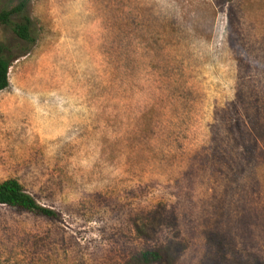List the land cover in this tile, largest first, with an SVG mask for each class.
Returning <instances> with one entry per match:
<instances>
[{
  "label": "rangeland",
  "instance_id": "obj_1",
  "mask_svg": "<svg viewBox=\"0 0 264 264\" xmlns=\"http://www.w3.org/2000/svg\"><path fill=\"white\" fill-rule=\"evenodd\" d=\"M16 0H3L2 9ZM0 91V264H264V0H30Z\"/></svg>",
  "mask_w": 264,
  "mask_h": 264
},
{
  "label": "trees",
  "instance_id": "obj_2",
  "mask_svg": "<svg viewBox=\"0 0 264 264\" xmlns=\"http://www.w3.org/2000/svg\"><path fill=\"white\" fill-rule=\"evenodd\" d=\"M3 0H0V3ZM30 0H16L8 9L0 11V25L7 27L20 40L33 44L35 37L32 32V21L28 15V3ZM15 55L6 46L0 43V91L8 85V69ZM0 205L8 207L15 213H27L35 217L48 220L57 218L54 210L43 207L28 194L23 185L14 178L0 182ZM164 259L163 249L155 248L139 253L136 260L138 264H159Z\"/></svg>",
  "mask_w": 264,
  "mask_h": 264
}]
</instances>
